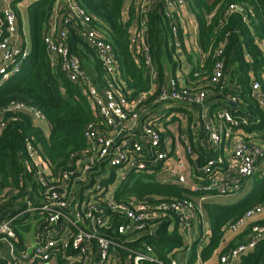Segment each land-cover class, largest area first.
I'll return each instance as SVG.
<instances>
[{
  "label": "built area",
  "instance_id": "obj_1",
  "mask_svg": "<svg viewBox=\"0 0 264 264\" xmlns=\"http://www.w3.org/2000/svg\"><path fill=\"white\" fill-rule=\"evenodd\" d=\"M65 1L68 2L67 10L71 16L64 19L63 26L49 24L43 42L50 62L54 61L61 73L77 85L93 105L95 120L90 121L83 131L88 148L86 155H81L80 162L74 169L47 172L46 166L37 161L32 146L29 143L26 145V153L33 168L31 178L39 185L38 204L31 208L39 214L37 219H32L36 224L34 240L31 244L23 241L21 247L14 243L17 235L12 223L19 220L24 211H18L19 208L15 211H5L0 201V242L7 249L9 264H49L52 259L57 258V248L72 250L73 255L68 256L67 260L70 258L79 264H162L154 255L151 246L141 241V238L153 230L154 224L166 212L174 213L177 225L189 232L190 224L198 217L207 192L231 195L242 189L245 181L257 171L259 161L264 159V144L251 142L243 133H235L234 129L240 124H245L247 118L235 116L228 108L220 107L214 111L212 121H208L205 127L210 148L203 156V162H198L200 158L191 145L186 141L183 144L185 155L191 159L200 175L198 185H194L191 190L204 192L202 195L196 200L184 198L159 200L157 203L141 200L125 204L115 201V191H107L109 179H103V173L99 175L102 169L113 170L114 175L115 171H119L122 178L120 183H123L130 173L148 172L156 177L164 171L172 147L164 141V134L157 124V116L147 112V108L142 105L147 97L128 99L121 93L115 53L106 39L105 31L96 24L97 17L77 3ZM185 1L123 0L124 9L134 4V14L137 17L129 38V47L133 54L140 57L144 71L149 77L150 105L201 103L208 98L206 89L179 86L174 78L162 81L156 88L152 87L157 78V70L150 46L145 39L146 16L150 11L163 13L177 48V13L185 5ZM233 12H239L243 20L248 22L244 10L230 4L225 14ZM76 25L80 26L78 30L83 43L94 53L100 64L99 84L90 80L80 58L69 47V29ZM17 33L16 13L10 5H6L0 11V86L20 71L29 55V50L17 43ZM216 53L221 54V49H217ZM222 80L223 63L217 60L212 67L209 84L214 89ZM249 84L251 98L264 112V82L251 74ZM154 92L156 94H153ZM228 100L231 104H237L239 96L237 93L230 94ZM5 109L27 111L33 119L45 121L40 111L22 101L12 100ZM4 125L1 110L0 132ZM225 139L232 141L231 153L234 161L229 163H225L223 157L217 153ZM181 165L179 163L178 167L170 168L167 173L183 186L187 183V177L180 170ZM96 169L98 174H93ZM83 185L87 186L88 194L82 205L72 207L68 199L70 188ZM106 209L121 214L116 235L104 233L111 219ZM258 217H264V201L245 210L243 215L229 224L226 231L236 233L250 220ZM250 229L252 236L247 241L230 247L220 256V264H232V261L264 239V226L253 224ZM136 240L138 245L134 247L131 243ZM169 262L180 264L175 259ZM199 263L200 261H197L195 264Z\"/></svg>",
  "mask_w": 264,
  "mask_h": 264
},
{
  "label": "trees",
  "instance_id": "obj_2",
  "mask_svg": "<svg viewBox=\"0 0 264 264\" xmlns=\"http://www.w3.org/2000/svg\"><path fill=\"white\" fill-rule=\"evenodd\" d=\"M74 1L85 11L96 16V24L105 31L118 64V83L121 93L128 99H134L141 93L148 92L149 77L144 71L140 57L133 54L128 45L131 19H136L133 15L134 8L133 13L131 11L129 15L130 18L124 21L121 17L123 0ZM54 2L55 0H37L28 6L29 55L20 71L0 86V111L2 110L5 121L4 128L0 132V201L5 211L19 207L27 185L37 192L39 189V185L31 178L33 168L26 153V145L29 143L32 146L37 161L46 166L47 172L72 170L80 162L81 155H86L88 144L83 136L84 128L90 121L95 120V113L87 96L77 85L70 82L47 56L43 37L53 13ZM230 4L242 8L248 22L243 20L239 12L225 14ZM192 11L198 22L199 42L205 59L201 67H196L189 74L192 81L197 80L191 88H211L209 78L212 67L217 60H221L223 76L227 69H231L236 84L242 88L238 94L240 102L238 101L237 104L246 102L260 118L258 124L248 128L263 129L264 112L251 98L249 82L250 73L260 78L263 71L264 57L261 45H264V0H192ZM146 20L147 40L156 66L157 78L161 83L164 78L162 60H171V51L174 50L170 45L172 33L163 13L150 11ZM79 27L76 25L69 29V46L72 51H75L74 43L84 44ZM85 47L90 51L87 46ZM217 49H221V54L216 53ZM201 83L202 87H197ZM220 84L221 82L214 89H218ZM12 100L25 102L40 111L49 127L48 133L35 124L27 111L5 109ZM150 100L151 97L148 101ZM203 154L204 152L200 153V161ZM144 178L143 174L130 175L116 190L114 200L125 204L141 200L157 203L159 200L184 198L195 200L204 193L177 184H163L148 177ZM262 201H264V175L255 172L250 177V186L236 202L203 203L211 236L208 244L201 250V258L206 260L211 256L219 246L229 224L243 215L249 207ZM106 213L111 219L104 233L116 235L121 214L109 209H106ZM25 216L37 219L39 214L29 212ZM175 221L177 222L176 215L166 212L154 224L155 234L141 238V241L151 246L154 255L162 261V264H170L168 254L174 249L183 247ZM23 223V219L12 223L17 235L14 243L18 247H21L24 241V235L20 231L30 229L29 225L25 226ZM253 224L264 226V217L256 219ZM248 229L250 230V227ZM33 231L36 232V226ZM243 240L244 238L240 237L237 243ZM198 243L199 241L196 240L191 245V260L194 258ZM237 243L230 242L228 247ZM131 245L136 247L138 241H133ZM56 252L60 264L65 257L73 255L72 250L57 248ZM0 264H9L7 249L1 242ZM73 264L79 262L74 261ZM239 264H264V239L259 240L253 249L241 255Z\"/></svg>",
  "mask_w": 264,
  "mask_h": 264
},
{
  "label": "crops",
  "instance_id": "obj_3",
  "mask_svg": "<svg viewBox=\"0 0 264 264\" xmlns=\"http://www.w3.org/2000/svg\"><path fill=\"white\" fill-rule=\"evenodd\" d=\"M37 0H0V11L6 6L10 5L15 13H16V24L18 27V37H21L20 41L18 42L19 45L26 47L29 50L30 43L23 30L24 25V15L27 21V8L30 4L35 2ZM72 2L76 3L74 0H71ZM68 2L65 0H58L54 2L53 5V13L50 18L49 24L56 23L58 26H63V21L66 19L67 16H71L68 14L67 10ZM134 4L128 5L127 8L121 9V17L125 21L129 19V15L132 11L133 13ZM177 22H178V34L176 36L177 41L179 43V46L175 47V38L170 40V43H172L173 51H171V60H162V73H163V81L169 78H174L179 86H188L192 87L195 83H197V80H193L189 78V74L198 66H202L205 55L203 54V51L201 50L200 42H199V28H198V22L197 19L192 11V0H186L185 5L182 6L179 9V12L177 13ZM133 15L137 17L134 13ZM135 19H131V23L129 26L130 35L132 34V29L134 25ZM47 25V26H48ZM28 26V22H27ZM19 33L21 35H19ZM106 39L108 40L107 36ZM144 39V37H143ZM147 43V35L145 37ZM109 41V40H108ZM129 41V40H128ZM149 44V43H148ZM81 45L85 47L84 44H76L74 43V49L73 51L79 58L83 65V68L86 70V73L88 74L91 81H93L96 84H99L100 76H101V67L98 62V59L94 55V53L90 50H87L84 53L83 50H81ZM129 45V42H128ZM150 46V45H149ZM70 47V46H69ZM263 57H264V45H261ZM130 49V48H129ZM72 51V50H71ZM248 57V55H246ZM136 59V58H135ZM138 62V60H136ZM54 62V61H53ZM52 62L53 65H55ZM57 66V65H55ZM227 72H225L222 80V85L220 89H212L207 87L204 88L208 92V98L204 100L201 103H171V104H154L150 105L148 101V96L151 93L149 92H143L140 95L136 96L135 99L139 98L140 96L147 97L142 105H144L147 108V112L154 114L157 116V124L159 126V129L164 134V141L165 143L172 148V152L170 154L169 160L165 163V169L162 172H165V177L159 178L158 183L163 184H177L179 185L172 176L168 175L167 171H169L170 168H176L179 166V163H181V171L184 173V175L187 177V183L183 185V187L187 189L194 188V185H198V179L200 175L198 174V170L193 165L191 159L187 158V156L184 153V141H186L189 145L193 147L195 152L198 154L200 158V153L204 152L202 157L208 153V148H210V141L209 136L207 134V131L205 129L206 124L208 121H212V115L214 111L220 107L228 108L230 111H232L235 116H244L247 118V122L245 124H240L238 127H236L234 130L235 133H243L248 140L251 142L257 143V144H264V128L263 129H249L248 127L252 125H256L259 123V117L256 115V113L253 112V109L249 107V105L246 102H241L242 104H231L228 100V97L230 94L237 93L239 94L241 91V86L236 84L235 75L233 74V71L231 69H227ZM252 73H250L251 75ZM201 80V79H198ZM260 80L264 82V72L262 71ZM151 84V83H150ZM159 79L156 78L155 81H153L152 87L156 88L157 85H159ZM207 84V82H206ZM202 87V83L198 84L197 87ZM153 88V89H154ZM250 89V88H249ZM81 91V90H80ZM82 92V91H81ZM211 92V94H209ZM239 96V95H238ZM240 102V101H239ZM92 105V104H91ZM93 107V105L91 106ZM170 118V119H169ZM34 122L36 125L41 126L46 133H48V125L46 121H40L34 119ZM232 141L231 139H225L223 141L222 147L217 150V153L220 154L223 157V160L225 163H229V161H234L232 157ZM264 159H262L258 165L257 170H261V163ZM198 162H203L198 159ZM46 168V167H45ZM161 172V173H162ZM101 174L107 179H109L108 182H112L114 180V171L113 170H107L102 169L100 171ZM158 173L156 177H160V174ZM264 173V172H263ZM93 174H98L97 169L93 171ZM134 173H130L127 175L126 180L130 175ZM98 175V176H99ZM264 175V174H262ZM121 177V175H120ZM102 179V178H101ZM125 180V181H126ZM124 181V182H125ZM250 182V178H248L242 189L246 186V184ZM123 182V183H124ZM120 183L118 187L123 184ZM88 185V184H86ZM86 185L83 186H71L68 199L69 204L72 207H78L80 204L82 205L83 200L88 194V191L86 189ZM115 190V192H116ZM240 190V191H241ZM217 196V194H214L212 192L206 193V199L203 203H216V204H231L233 202L229 203H221L214 198ZM196 200V199H195ZM209 200V201H208ZM203 203L201 204V211L198 214V217L195 219H200V226L202 227L203 223L206 225L205 232L201 231L198 236L197 235H191V224H190V231L188 232L186 229V237L184 238L181 235L182 238V245L183 247L174 249L172 252L168 254L169 261L171 259H176L175 255L177 253L181 254L180 260H177L180 264H195L197 261H200L199 264H220V256L225 254L227 250L230 248L228 247V244L230 242L237 243V240L240 239V237H243V242L247 241L251 236L252 232L251 229L248 228L251 227L254 223V221L258 218H253L248 222V224L243 227L240 231L236 233H232L229 231H224L223 237L221 239V242L219 243V246L213 251L211 256L203 260L201 258V250L208 244L210 236H211V229L207 220V216L205 214V210L203 207ZM38 204V192L35 191L30 185H27L26 191L23 194V199L21 200V203L19 205L18 211H24L22 215L19 216V220L23 219L25 226L30 224L33 225V228L35 227V222L33 217L27 218L25 216L26 213L32 212V214L35 213L34 210H31V208ZM17 208H15L12 211H15ZM30 209V211H28ZM263 218V217H261ZM176 222V221H175ZM178 226V225H177ZM179 227V226H178ZM179 230V228H178ZM28 233V232H27ZM149 234H155V229L153 227V230L149 233H146L145 236ZM34 240V231H32L31 236L29 237L28 234L24 235V241H26L28 244H31ZM199 241L197 245V249L194 255L193 260H191V245L194 241ZM241 243V242H239ZM238 244V243H237ZM226 250L225 252H222ZM58 258L52 259L49 264H60L57 260ZM69 260V261H68ZM65 257L61 264H73V261H71L70 258ZM240 257L238 259H235L232 261V264H239ZM192 261V262H191ZM36 264H42V263H36Z\"/></svg>",
  "mask_w": 264,
  "mask_h": 264
},
{
  "label": "rangeland",
  "instance_id": "obj_4",
  "mask_svg": "<svg viewBox=\"0 0 264 264\" xmlns=\"http://www.w3.org/2000/svg\"><path fill=\"white\" fill-rule=\"evenodd\" d=\"M23 30H24V33H25V35L27 37V34H28V26H27V21H26L25 15H24ZM17 35H18V33H17ZM19 35H21V34L19 33ZM15 39H17V36H16ZM20 39H21V37H18L17 43L20 41ZM170 45H172V43H170ZM80 47H81V50L84 51V53L85 52H86V54L88 53L86 47H84L83 45H81ZM263 172H264V160L261 163V170H257L256 173H259L262 176V174H264ZM143 175H145V178L148 177V178H150L153 181H155V179H159V178L161 179V178H163V177L166 176L165 175V172H162L160 174V177H155L154 174H149L148 172L144 173ZM102 178L103 179H107V177H102ZM121 179L122 178L120 177V172L117 171V173L115 175V180H113L112 182L111 181L109 182V187H108V190L107 191L109 193H113L116 190V188L118 187V185L120 184V180ZM249 186H250V182L248 181V183L243 188V190H241L239 192H236V193H233L231 195H219V194H217V196L214 199L217 200V201H219V202H221V203H229V202L236 201L237 199H239L243 195V193L245 192L246 189H248ZM191 227H192V230H191V234L189 236H191V235H197L198 236V234L201 231L205 232V230H206L205 223H203L202 227L200 226V219H197V220L193 221L192 224H191ZM178 228H179V231L182 234V236L185 238L187 236L186 235L187 233L185 231V228H183L182 226H180ZM32 231H33V225L30 224V229L29 230H26V231L25 230H22V231H20V233H22V235L28 234V236L30 237L31 234H32ZM180 256H181L180 253H177L175 255V257H176L177 260H180V258H181Z\"/></svg>",
  "mask_w": 264,
  "mask_h": 264
}]
</instances>
